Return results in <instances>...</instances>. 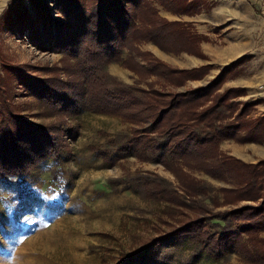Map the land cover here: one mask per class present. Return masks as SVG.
Wrapping results in <instances>:
<instances>
[{
	"label": "rangeland",
	"instance_id": "rangeland-1",
	"mask_svg": "<svg viewBox=\"0 0 264 264\" xmlns=\"http://www.w3.org/2000/svg\"><path fill=\"white\" fill-rule=\"evenodd\" d=\"M78 1L91 12L98 0ZM145 1L158 10L152 18L173 21L171 32L163 30L160 43L133 34L122 43L105 42L101 47L112 49L94 57L89 73L93 34H82L86 25L78 24L72 0H0V120L13 119L14 128L18 121L20 149L9 151L14 158L20 153V164L0 160V264H257L237 252L211 259L199 231L178 232L184 221L207 214L201 207L222 211L253 201L223 203L220 188L239 177H214L194 165L176 170L163 161V153L172 156L169 147L138 142L152 122L130 98L155 90L167 99L205 87L206 96L197 94L198 109L224 95L225 122L254 124L264 113L243 86L253 84L251 64L226 55L231 40L225 24L191 20L197 12L212 13L219 0H172L177 11ZM251 1L257 15H246V22L259 27L245 34L258 46L264 0ZM232 16L228 24L237 26L240 14ZM104 89L120 105L114 107ZM244 130L220 140V149L246 162L264 159L239 155L241 143L264 140V126L254 139ZM195 183L201 191L185 192ZM205 229L221 228L208 221Z\"/></svg>",
	"mask_w": 264,
	"mask_h": 264
},
{
	"label": "trees",
	"instance_id": "trees-1",
	"mask_svg": "<svg viewBox=\"0 0 264 264\" xmlns=\"http://www.w3.org/2000/svg\"><path fill=\"white\" fill-rule=\"evenodd\" d=\"M72 1L75 3L72 8L77 10L78 24H85L89 28L90 26L87 25H93L92 29L84 27L82 31L84 36L89 33L93 34V37L90 38L93 45L88 49L91 58H88L90 62L86 64L89 73L90 65L94 63L92 62L94 57H99L98 53L105 54L104 50L108 48L112 49L109 44H106L104 48L101 47L105 42L108 43L111 40L122 43L124 39H128L133 34L160 43L164 36L162 31L171 32L173 21L166 18H152L149 14L159 15L158 10L152 3L145 0H98L91 6V12H88L78 0ZM159 1L168 9L177 11L171 5L172 0ZM125 2L132 3L136 9H129ZM147 23L151 26L149 27ZM105 32L106 34H104ZM101 33L105 36H102ZM102 37L106 38L103 40ZM204 89L205 87H198L193 90L176 92L170 94L171 96L167 99L159 97L155 90H146L145 95L140 98L131 95L132 103L138 107V112L141 115L146 113V120L152 122V128L148 127L147 132L144 131V134H140L141 136L136 138L139 139L138 142L148 143V146L152 148H155L156 145L157 148L169 147L172 156L169 158L163 153V161L167 166L176 170L185 165H194L205 168L214 177H239L237 184L220 188L225 192L223 203L233 204L241 200L253 202H246L222 211L201 207L202 210L208 211L207 214L200 218L184 221L178 232L183 234L192 230L199 231L200 235L205 237L202 242L203 248L211 259H218L225 252H237L245 255L250 261L264 264V237L261 235L264 231V159L257 162H246L224 152L219 147L220 140L234 136L236 131L242 129H247V131L244 130L245 137L254 139L255 134L260 132L264 126V118H259L254 124L247 123L246 120L245 122L239 120V123L236 121L225 122L223 120L225 113L220 109L225 101H223L224 95L216 98L215 103L198 109V105L201 103L196 99L198 98L197 94L204 92ZM105 93L108 100L115 101L114 107L120 105L111 90L104 89ZM200 95L203 97L206 96V93ZM243 114L244 111L241 116ZM9 121L5 118L0 120V146L7 144L4 149L0 148V160L12 158L15 164H20L18 160L20 153H17L15 158L10 155L13 145L16 146V151L20 152L18 135L16 137L18 121L16 120V128L12 127L13 119L11 122ZM22 122H24L23 127L26 130L30 133L34 131L33 124ZM242 124L245 128L242 127ZM162 139L164 140L163 144L160 143ZM11 140L13 144L11 142L10 145ZM6 153H8L7 156ZM0 175H3L2 170H0ZM201 189L197 183L189 184L185 192L194 196L196 194L193 191L198 192ZM208 221L218 223L221 229L214 232L206 230Z\"/></svg>",
	"mask_w": 264,
	"mask_h": 264
},
{
	"label": "crops",
	"instance_id": "crops-1",
	"mask_svg": "<svg viewBox=\"0 0 264 264\" xmlns=\"http://www.w3.org/2000/svg\"><path fill=\"white\" fill-rule=\"evenodd\" d=\"M221 1V2H220ZM214 10L212 13L210 12H200L195 13V15H191V20H203L205 25H210V21L213 18L215 25L222 24L226 31L229 32V39L231 43L227 47L226 55L239 54L240 57H245V61L251 64L253 84H245L243 86L248 88V93L252 94L254 97L253 99H259V111L264 113V41H260V45L256 46L255 41L251 43L249 39L246 38L245 31L248 29L254 28L257 31V27L259 24L246 22L247 17L246 15L256 14L257 15V8L254 6L253 1L251 0H219L217 5L213 8ZM217 9V10H216ZM215 11V12H214ZM237 11L240 14L239 23L237 26H230V22H235L233 19L235 18L232 16L233 13ZM229 12V13H228ZM262 12V13H261ZM259 12V15H263L264 13V6L262 7V11ZM228 13V14H226ZM192 16H195L192 18ZM200 18H197V17ZM213 16V17H212ZM219 16H223L221 19ZM264 23L261 25V31H264ZM229 27V28H228ZM227 28V29H226ZM264 40V39H262ZM247 65V64H246ZM246 76V77H249ZM240 77V76H239ZM242 77V76H241ZM251 79V78H250ZM252 81V80H251ZM264 140L258 141H246L244 145L242 143L239 145V155L247 160L253 161L252 159H259L264 158ZM252 149V156H250V151L247 150ZM246 150V151H245ZM264 234V231H262Z\"/></svg>",
	"mask_w": 264,
	"mask_h": 264
}]
</instances>
